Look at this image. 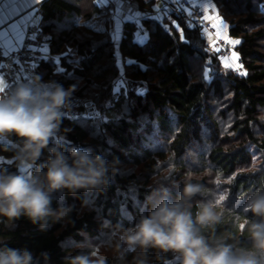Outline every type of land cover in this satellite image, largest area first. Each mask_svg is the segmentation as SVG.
<instances>
[{
  "label": "trees",
  "instance_id": "16d2710c",
  "mask_svg": "<svg viewBox=\"0 0 264 264\" xmlns=\"http://www.w3.org/2000/svg\"><path fill=\"white\" fill-rule=\"evenodd\" d=\"M134 1L139 12L147 14L155 0ZM213 1L229 23L228 36L240 41L234 53L242 73L224 69L219 53L208 50L203 31L174 14L170 16L176 24L166 25L167 16L163 21L144 16L141 26L128 21L117 42L109 24L105 30L88 25L110 12L97 0L41 3L40 30L50 34V53L58 58H44L38 76L50 86L74 89L70 101L91 98L104 113L99 119L64 117L50 147L62 144L68 155L80 147L102 156L110 165L109 184L102 190L55 192L53 209L65 205L72 211L45 228L26 215L12 220L0 216V247L27 249L34 264H69L79 254L91 258L89 250L77 247L85 239L112 233L118 225L134 226L143 212L152 210L147 197L154 190L166 188L175 201L185 183L200 185L202 194L192 201L195 214L197 201L207 198L209 181L216 179L225 197L223 216L204 234L210 242L223 237L238 248L251 246L247 230L241 234L237 226L245 216L256 219L244 209L252 193H264V169L250 170V148L264 153V0ZM141 27L148 31L143 44L135 38ZM67 45L72 53L65 50ZM120 80L124 83L118 86ZM21 144L15 134L3 136L0 155L8 161L0 171L24 173L19 168ZM49 156L44 149L29 173L37 172ZM167 169L171 172L166 176ZM140 260L179 264L173 252L154 248L143 255L106 259L105 264Z\"/></svg>",
  "mask_w": 264,
  "mask_h": 264
},
{
  "label": "clouds",
  "instance_id": "9594fccd",
  "mask_svg": "<svg viewBox=\"0 0 264 264\" xmlns=\"http://www.w3.org/2000/svg\"><path fill=\"white\" fill-rule=\"evenodd\" d=\"M73 90H65L61 85L49 87L36 76L31 83L18 85L10 94H0V136L15 134L21 139L20 163L35 165L44 149L50 152L46 163L35 173L0 171V216L12 220L26 215L33 224L45 228L50 220L58 222L72 211V207L65 205L53 209L55 192L102 190L108 186L110 165L102 156L80 147L72 148L70 155L62 144L50 147L60 131ZM201 194V186L191 182L185 183L175 201L169 199L166 188L156 189L147 197L152 205L149 214L141 216L134 226L118 225L117 228L125 233V242L131 248L173 252L179 257V264H264V193H252L244 209L245 213L252 212L256 219L249 220L245 216L237 226L241 234L247 230L249 248L223 242V237L210 242L204 231L214 230L221 222V204L225 197L197 201L194 214L193 198ZM0 264H34V257L27 249L3 246L0 247ZM69 264L105 262L79 254L70 258ZM139 264L146 262L140 260Z\"/></svg>",
  "mask_w": 264,
  "mask_h": 264
},
{
  "label": "built area",
  "instance_id": "2783aa9c",
  "mask_svg": "<svg viewBox=\"0 0 264 264\" xmlns=\"http://www.w3.org/2000/svg\"><path fill=\"white\" fill-rule=\"evenodd\" d=\"M161 11L174 14L175 17L189 20L193 27L199 28L205 34L215 36L216 28L212 27L213 21H205L204 15H210L205 8L195 5L192 0H159ZM109 6L115 7L114 3ZM148 16V15H146ZM172 17V16H170ZM231 40V39H230ZM50 34L42 30L34 31L30 28L25 32L22 44L14 50H7L0 44V94L8 95L22 83H31L37 74V69L42 63L43 53L49 48ZM216 47L220 49L222 57H231L234 45L227 40L216 39ZM237 70L236 73H240ZM64 117L69 120L99 119L103 117V110L91 98H75L70 101L69 107L64 110ZM3 136H0V142Z\"/></svg>",
  "mask_w": 264,
  "mask_h": 264
},
{
  "label": "rangeland",
  "instance_id": "374dc122",
  "mask_svg": "<svg viewBox=\"0 0 264 264\" xmlns=\"http://www.w3.org/2000/svg\"><path fill=\"white\" fill-rule=\"evenodd\" d=\"M193 1H194V4H197V5H200V6H203V7H205L206 4L209 3V5L211 6V10H212V8H214L215 10L218 11V7L214 3L213 0H193ZM97 2L102 7L103 10H105L106 8H109L110 12H109V14L108 13H101V14L97 15L93 20L88 22V25L93 27V28H95V29H97V30H105L107 28V25L109 24L110 32L113 35V39L118 42L119 39H120V35L123 32L124 25L126 23V22H122L120 19H118V15H119L118 13L120 11L119 10L120 5H118L116 3V5H115L117 7V9H116V7L113 8L112 6H109V3H115V2H113V0H111V2H109L108 0L106 2H104L103 0H97ZM209 5H207L206 8H208ZM138 7H139V4H138ZM159 8H160V4L155 6L154 10L157 11ZM165 14L168 17L167 20L165 21L166 25H169V23H172V22L174 24H176L175 19L173 17H170V13L169 12H165ZM212 14L215 15V12L211 11V15ZM146 15H148V13L147 14L146 13L143 14V13L139 12V16L134 17V19L129 20V21H135L136 24L141 26V19L144 16H146ZM148 17H151V16L149 15ZM34 19H35V23H33L34 28H36L38 26L41 27L42 26V15H41V12H39ZM163 19L164 18H162V21H163ZM191 19H192L191 16H189V20H191ZM73 20H71V21H73ZM189 20H186V21L190 25ZM106 21H108V22L106 23ZM224 22L227 25V29L224 31V35H226L228 37V39L233 40L232 38H230L228 36L229 23L227 21H225V20H224ZM220 30L221 29L219 27L216 28V32H218ZM216 32H215V34H216ZM203 36L206 38L208 50L215 52V50L213 49V47L211 46V44H210V42L208 40V34L203 33ZM213 37H215V36H213ZM135 38H136V41L138 43H140V44L145 43L147 41V39H148V31H147V29H145L144 27H141V28L137 29L136 32H135ZM233 45L236 46V44H233ZM65 50L67 52L68 51L71 52V53L73 52V50L71 49V47L69 45H67V48H65ZM47 51H50V48H48ZM218 53H219V51H218ZM54 57L56 59L58 58V56H54ZM231 57H228V58L226 57L225 58V57H222L220 55L219 58L221 60L222 66L224 67L225 59H228L230 62H232L234 65H236L238 67V70H241V73H242L243 70H242L241 64L238 63L239 59L236 60V61H231ZM224 69H226V68L224 67ZM232 69H234V71L236 73L237 68H232ZM45 83L47 84V86L51 87L49 83H47V82H45ZM123 83H124V81L120 80L118 86H121ZM250 149H251V151L253 153V162H252V165L250 167V170L259 171V170L264 169V153H262V151L256 146L251 147ZM7 161L8 160L4 156L0 155V166L4 165V163L7 162ZM31 167H32L31 165L19 163L20 170L22 172H24L25 174H30L29 171H30ZM170 172H171V170L167 169L166 171L163 172V174L167 176L168 174H170ZM209 182H210L209 183L210 185L207 188V190L205 191L206 192V196H207L206 199H208V200L215 199L216 200L219 197H221V195L223 194V190L220 188V182L217 179L214 180V181L210 180ZM143 213L144 214L143 215L141 214V216H145V215L149 214L147 212H143ZM140 217H139V219H140ZM125 240H126L125 233L117 229V230H114L110 234L103 235L99 239H94V240L85 239V241H83L82 244L80 246H78L77 248H80L82 250H89L91 258L93 260H97V261L103 260L104 262H105L106 259H116L117 257H123L124 254H126V253L131 254V253L134 252L137 255H143L142 253H144L145 250L140 249L138 246L136 248H131L130 246H128L126 244ZM93 254H95V255H93ZM174 255L177 256L176 254H174Z\"/></svg>",
  "mask_w": 264,
  "mask_h": 264
},
{
  "label": "crops",
  "instance_id": "0c3cea01",
  "mask_svg": "<svg viewBox=\"0 0 264 264\" xmlns=\"http://www.w3.org/2000/svg\"><path fill=\"white\" fill-rule=\"evenodd\" d=\"M44 0H0V44L7 50L17 49L23 42L25 32L28 28L38 31L40 26L34 28L35 17L39 13V8ZM106 2L107 0H103ZM111 2V0H108ZM119 7L118 19L122 22H127L139 16V7L134 0H113ZM194 3V1L192 0ZM108 3V2H107ZM160 4V8L155 11L154 7ZM197 5V4H195ZM206 4L205 9L211 15V6L208 8ZM161 2L155 0L148 9V16L162 19L166 16L165 12L161 11ZM200 6V5H199ZM116 7V6H115ZM117 9V7H116ZM214 15V14H212ZM122 16V17H121ZM147 16V17H148ZM45 59L53 58L54 55L50 51L43 53ZM239 63V60H238ZM1 86V85H0Z\"/></svg>",
  "mask_w": 264,
  "mask_h": 264
},
{
  "label": "snow or ice",
  "instance_id": "6c2138e0",
  "mask_svg": "<svg viewBox=\"0 0 264 264\" xmlns=\"http://www.w3.org/2000/svg\"><path fill=\"white\" fill-rule=\"evenodd\" d=\"M205 11H207V9H205ZM212 11L215 12V15H204L203 19L205 21H213L212 27L213 28L219 27L221 29L220 31L216 32L215 37H213L211 33L208 34V40H209L211 46L213 47V49L217 52L220 51V49L218 47H216V39L217 38L227 40L229 44H239L240 43L239 40H230V39H228V37L226 35H224V31L227 29L226 23L224 22V20L220 16V13L217 10L212 8ZM238 59H239L238 55L236 53H233V55L231 57V61H236ZM224 67L226 69L237 68V70H238V67L236 65H234L232 62H230L228 59H225ZM0 83H2V81H0Z\"/></svg>",
  "mask_w": 264,
  "mask_h": 264
}]
</instances>
